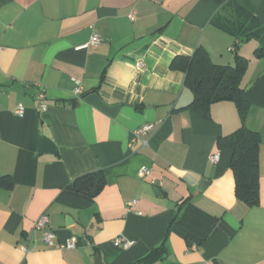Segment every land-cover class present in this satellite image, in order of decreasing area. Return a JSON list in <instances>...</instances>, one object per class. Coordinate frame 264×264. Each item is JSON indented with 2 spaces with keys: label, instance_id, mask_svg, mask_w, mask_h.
Wrapping results in <instances>:
<instances>
[{
  "label": "crops",
  "instance_id": "1",
  "mask_svg": "<svg viewBox=\"0 0 264 264\" xmlns=\"http://www.w3.org/2000/svg\"><path fill=\"white\" fill-rule=\"evenodd\" d=\"M231 1L263 25L237 48L210 22L215 0H0V176L12 182L0 187V264H144L162 242L159 264H264V0ZM198 46L215 64L247 59L245 125L260 135L253 205L234 194L232 149L216 146L240 125L235 105L188 106L184 72L169 67ZM145 123L153 129L130 143ZM96 170L95 196L68 188ZM42 213L73 248L42 241Z\"/></svg>",
  "mask_w": 264,
  "mask_h": 264
},
{
  "label": "trees",
  "instance_id": "2",
  "mask_svg": "<svg viewBox=\"0 0 264 264\" xmlns=\"http://www.w3.org/2000/svg\"><path fill=\"white\" fill-rule=\"evenodd\" d=\"M219 4L211 17V24L232 35L236 40L235 47L263 31L262 23L231 0H215ZM261 54V48L255 51ZM247 66V59L238 53L234 55L233 65H220L211 61L207 51L198 46L189 56L176 55L169 67L184 72V85L192 93L188 106L200 105L206 112L211 104L218 101H230L235 105L240 125L233 132L217 138V149H232L229 168L234 178L235 196L248 205L258 201V149L260 135L245 125L249 102L245 99L241 78ZM105 185L101 170L90 171L74 178L68 188L73 191L95 196ZM12 186L8 175L0 176V187ZM165 244L152 248L141 260L144 264H159L165 251Z\"/></svg>",
  "mask_w": 264,
  "mask_h": 264
},
{
  "label": "built area",
  "instance_id": "3",
  "mask_svg": "<svg viewBox=\"0 0 264 264\" xmlns=\"http://www.w3.org/2000/svg\"><path fill=\"white\" fill-rule=\"evenodd\" d=\"M129 17H131V14H128ZM99 42V38L97 37V35H92L90 37V40L87 44H97ZM136 67L139 68V69H143L144 68V62L139 59L136 61L135 63ZM72 81L74 82L75 84V87H74V92L75 93H80L81 92V88L79 86V80L77 78H72ZM40 97L41 98H44L45 97V94L44 92H41L40 94ZM41 108L42 109H45L47 108V105L42 102L40 104ZM15 114H17L18 116H22L23 113H24V107L21 103H18L16 105V108L14 110ZM154 127V123H145L139 127H137L136 129H134L132 131V134H131V139H130V143H133L135 141V139L141 137V136H146L147 134H149V132L153 129ZM143 143H146L147 140L144 139L142 140ZM217 158H218V151L213 153L211 156H210V160L215 162L217 161ZM149 173V169L146 168V167H141L139 170H138V174L139 176H145ZM33 229L36 230V231H39L40 234H41V239L42 241L48 246V247H53V248H73L75 246V243L73 241V238L71 239H66L65 241L63 242H57L55 240V233L48 228V217L45 213H42L34 222V225H33ZM113 242L116 244V245H121L122 247H127L129 246L132 241H129V240H124L123 238L121 237H116ZM22 249L27 252L29 249L27 246H22Z\"/></svg>",
  "mask_w": 264,
  "mask_h": 264
},
{
  "label": "water",
  "instance_id": "4",
  "mask_svg": "<svg viewBox=\"0 0 264 264\" xmlns=\"http://www.w3.org/2000/svg\"><path fill=\"white\" fill-rule=\"evenodd\" d=\"M99 263L101 264L99 257H97V258L95 259V264H99Z\"/></svg>",
  "mask_w": 264,
  "mask_h": 264
}]
</instances>
